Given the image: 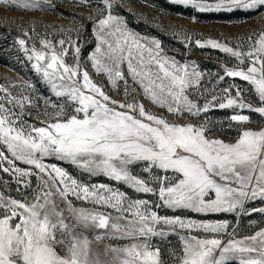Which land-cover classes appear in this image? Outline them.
<instances>
[{
	"label": "snow or ice",
	"instance_id": "obj_1",
	"mask_svg": "<svg viewBox=\"0 0 264 264\" xmlns=\"http://www.w3.org/2000/svg\"><path fill=\"white\" fill-rule=\"evenodd\" d=\"M169 3L191 9L193 22L200 14L264 15V0ZM115 4L102 0L91 17L95 48L87 60L106 78L103 84L81 64V47L71 32L69 39L57 40L33 27L15 40L58 99L47 100L37 113L46 119L30 122L25 109H38L39 103L16 94L15 85L0 83V264H264V228L239 237L229 233L226 220L155 210L240 215L250 214V202L264 201V128H244L234 142H225L211 137L210 121L192 120L217 106L241 110L230 117L241 125L249 122L244 109L264 117V28L236 43L196 39L198 47L219 50L235 62L225 66L218 83L238 77L250 86L230 84L211 100L201 93V104L192 92L202 73L168 57L159 41H141L128 31L113 14ZM0 6L56 10L52 0H0ZM107 85L117 95L122 89L123 99L113 98ZM52 160L156 199H133L110 184H84ZM13 183L15 196L9 191ZM251 211L264 213V207ZM173 234L180 247L165 253L161 245Z\"/></svg>",
	"mask_w": 264,
	"mask_h": 264
},
{
	"label": "rangeland",
	"instance_id": "obj_2",
	"mask_svg": "<svg viewBox=\"0 0 264 264\" xmlns=\"http://www.w3.org/2000/svg\"><path fill=\"white\" fill-rule=\"evenodd\" d=\"M52 3L55 5V11H21L12 10L8 6H0V83L15 85L16 94L30 95L33 101L39 103L40 107L38 109H25V118L30 122L46 119L43 115L38 117L37 113L44 112L47 100L57 102L58 98L51 94L48 86L35 73L27 57L15 44L16 38L25 29L34 27L41 34L47 31L55 34L57 40L60 38L69 39L67 33L71 32V40L78 41L81 47V64L88 67L93 80L97 83L103 84L106 79L96 75L87 60L95 48V24L91 17H94L100 10L102 0H52ZM45 7H48V5H45ZM113 14L120 16L124 20L127 30L141 41H159L163 53L168 57L175 58L180 64L189 65L190 69L195 67L202 73V79L197 90L192 92V95L198 97L201 104L205 103L204 96L211 100L212 96H219L221 90L229 87L230 84L234 83L244 89L250 87L247 82L240 80L238 77H225L223 82L218 83V75H224L225 66L233 68L235 62L230 63L231 58L219 50L211 47H198L195 41L196 39L218 38L221 41L227 39L236 43L242 36L253 30L259 31L264 28V15L261 13L200 14L198 22H193L192 16L194 13L191 9L170 4L169 0H116ZM61 31L65 33L63 37L60 35ZM77 31L79 35H77ZM186 36L190 39L186 40ZM74 53L75 49L73 48L67 58L69 63H73L71 57ZM107 88L110 90L111 86L107 85ZM234 92L233 89V95ZM201 93L204 96H201ZM109 94L117 100L123 99L122 89L120 95L111 90ZM245 96L249 97V93L245 92ZM141 99L143 98L141 97ZM249 102H251L250 98ZM144 103L152 111H160L158 107L152 106L149 102L144 101ZM30 110L32 115L28 116L27 112ZM235 111L241 110L233 108L220 109L217 106L210 108L207 113H202L200 118L193 117L192 120L194 123H203L205 120L210 121L208 127L212 129L211 137L220 138L225 142H234L239 132L244 128H264V117L248 109L242 110V114L249 116L248 123L241 125L231 122L230 117ZM171 118L169 117V119ZM51 162L66 168L84 184H110L112 187H119L120 190L126 191L133 199H156L146 194L135 193L127 189L126 186L117 185L103 176L82 175L79 170L67 163L55 160ZM135 171L139 173L141 170L137 168ZM3 179H8V177L4 175ZM33 185H35L34 177ZM15 187L13 183L12 188L9 190L14 196L17 195ZM247 207L250 214L241 213L240 215L223 213L203 216L195 213L174 212L166 208L155 210L162 216L184 215L191 219L208 222L226 220L231 225L228 229L229 233L235 231L239 237H243L252 235L264 228V213L251 211L252 208L264 207V201H252ZM224 238L227 239L228 237L225 236ZM93 243H96L94 239ZM99 246L102 247L103 245ZM161 247L165 253L169 248H179L178 235L173 234Z\"/></svg>",
	"mask_w": 264,
	"mask_h": 264
}]
</instances>
